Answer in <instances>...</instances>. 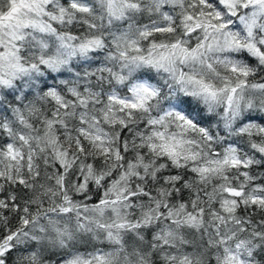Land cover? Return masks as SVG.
Returning <instances> with one entry per match:
<instances>
[{"label": "snow or ice", "instance_id": "obj_1", "mask_svg": "<svg viewBox=\"0 0 264 264\" xmlns=\"http://www.w3.org/2000/svg\"><path fill=\"white\" fill-rule=\"evenodd\" d=\"M0 264H264V0H0Z\"/></svg>", "mask_w": 264, "mask_h": 264}]
</instances>
